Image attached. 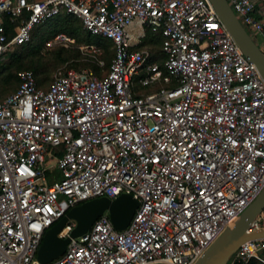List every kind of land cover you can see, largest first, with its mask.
<instances>
[{"label": "built area", "instance_id": "obj_1", "mask_svg": "<svg viewBox=\"0 0 264 264\" xmlns=\"http://www.w3.org/2000/svg\"><path fill=\"white\" fill-rule=\"evenodd\" d=\"M228 1L264 51V0ZM64 14L111 40L114 58L107 71L103 58L101 72L61 68L46 87L21 70L0 99V264H194L264 190V77L211 0H0V61ZM75 42L60 31L45 44ZM124 192L140 201L127 228L105 212L40 261L72 207ZM261 229L264 211L250 228ZM255 259L264 238L227 264Z\"/></svg>", "mask_w": 264, "mask_h": 264}, {"label": "water", "instance_id": "obj_2", "mask_svg": "<svg viewBox=\"0 0 264 264\" xmlns=\"http://www.w3.org/2000/svg\"><path fill=\"white\" fill-rule=\"evenodd\" d=\"M211 1L246 56L257 64L264 77V51L259 43L241 22L228 0ZM139 204V199L132 193L124 192L115 198L98 196L72 207L47 230L38 252L40 261L47 263L61 256L71 239L86 233L105 212H109L118 230H124L129 226ZM263 211L264 190L242 213L235 225L229 226L194 264H227L243 242L252 238H264V229L250 230L254 220ZM70 219H75L77 225L70 235L62 236L61 232Z\"/></svg>", "mask_w": 264, "mask_h": 264}, {"label": "trees", "instance_id": "obj_3", "mask_svg": "<svg viewBox=\"0 0 264 264\" xmlns=\"http://www.w3.org/2000/svg\"><path fill=\"white\" fill-rule=\"evenodd\" d=\"M60 31L74 36L78 43L87 42L100 47L102 49L100 58L105 60V67H110L115 54L112 49V41L87 31L79 18L71 14H64L54 21L47 37L39 40L40 30L38 29L31 42L18 45L9 53L11 54L10 61L7 63L0 61V99H3L2 97L6 92L15 91L19 88L21 84L19 71L21 69L34 70L39 84L45 87L48 86L47 81L52 68L64 62H68L69 67H76L78 69L83 66L92 67L96 71L101 72L102 68L98 64L99 58L96 59L92 55L85 54L77 45L72 47L55 46L50 51V60H48L49 58L46 59L45 55L41 52L42 46L45 44L46 39ZM12 35L13 32L11 30L10 36ZM162 40L163 37L160 33L148 30L144 41L145 45L151 46L158 59L164 57L161 51ZM251 264H261V261L255 259Z\"/></svg>", "mask_w": 264, "mask_h": 264}, {"label": "rangeland", "instance_id": "obj_4", "mask_svg": "<svg viewBox=\"0 0 264 264\" xmlns=\"http://www.w3.org/2000/svg\"><path fill=\"white\" fill-rule=\"evenodd\" d=\"M53 23H54L53 20H49V22H47L46 24H44L41 27H39V30H40V34L38 36V39L39 40L40 39H43L44 37H47L48 36L49 29L52 27ZM86 44H88V43L87 42H83V43L80 42V43H78L77 40H76L75 43H73V44H71L70 46H67V47H72L74 45H77V46H79L82 49V51L85 54L92 55L93 57H96V59H98V58L101 57L102 50H96V49H94L92 47H88V45H86ZM148 47L151 48V46H148ZM52 48L53 47L50 48V47H47L46 44H43L42 49H41V52L45 55L46 59H48L51 56L50 51L52 50ZM10 56H11V54L6 55V57L2 61L7 63L8 61L11 60ZM48 60H50V58ZM68 67H69V63L68 62H64V63H61L58 66L52 68V71L50 72V76H49V79L47 81V84L50 85V83L53 81L54 76L59 71V69H61V68H64L65 69V68H68ZM84 67L85 66H83L82 68H84ZM21 70H24V69H21ZM107 70H108V68L107 67H104V71H107ZM17 90H15V91H17ZM152 90H154V88H148V89H145L144 91L147 92V91H152ZM15 91L12 90V91L6 92L3 95L2 98L6 97L7 95H9L10 93H13ZM55 169L57 170L56 165H55Z\"/></svg>", "mask_w": 264, "mask_h": 264}]
</instances>
